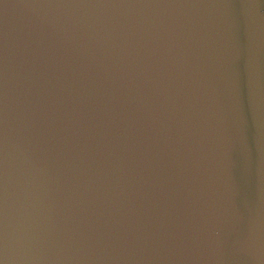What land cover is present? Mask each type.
Listing matches in <instances>:
<instances>
[{"label":"water","instance_id":"95a60500","mask_svg":"<svg viewBox=\"0 0 264 264\" xmlns=\"http://www.w3.org/2000/svg\"><path fill=\"white\" fill-rule=\"evenodd\" d=\"M0 264H264V0H0Z\"/></svg>","mask_w":264,"mask_h":264}]
</instances>
